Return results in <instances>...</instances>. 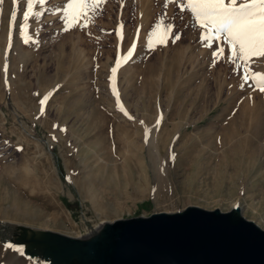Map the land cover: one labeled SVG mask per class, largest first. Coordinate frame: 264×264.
Returning <instances> with one entry per match:
<instances>
[{"label":"rangeland","instance_id":"obj_1","mask_svg":"<svg viewBox=\"0 0 264 264\" xmlns=\"http://www.w3.org/2000/svg\"><path fill=\"white\" fill-rule=\"evenodd\" d=\"M71 2L25 20L28 0H0V229L77 238L236 204L264 229V92L226 40H204L187 0H103L75 21ZM0 264L34 263L0 243Z\"/></svg>","mask_w":264,"mask_h":264},{"label":"water","instance_id":"obj_2","mask_svg":"<svg viewBox=\"0 0 264 264\" xmlns=\"http://www.w3.org/2000/svg\"><path fill=\"white\" fill-rule=\"evenodd\" d=\"M0 243L34 264H264V229L238 204L105 221L77 238L7 222Z\"/></svg>","mask_w":264,"mask_h":264},{"label":"snow or ice","instance_id":"obj_3","mask_svg":"<svg viewBox=\"0 0 264 264\" xmlns=\"http://www.w3.org/2000/svg\"><path fill=\"white\" fill-rule=\"evenodd\" d=\"M34 2L36 0H28L25 20L33 14ZM38 2L44 4L45 0ZM101 2L103 0H72L67 4L68 16L75 21L89 11H95V5ZM186 6L199 26L207 30L204 40L216 41L223 37L231 47L233 62L239 61L244 67L245 82L254 79L255 86L264 92V75L248 71L250 58L264 57V0H243L239 4L238 0H228L227 3L225 0H187ZM113 71L115 74V69Z\"/></svg>","mask_w":264,"mask_h":264}]
</instances>
